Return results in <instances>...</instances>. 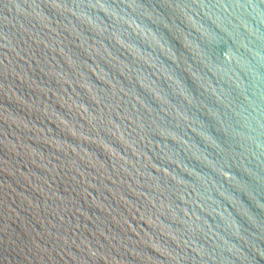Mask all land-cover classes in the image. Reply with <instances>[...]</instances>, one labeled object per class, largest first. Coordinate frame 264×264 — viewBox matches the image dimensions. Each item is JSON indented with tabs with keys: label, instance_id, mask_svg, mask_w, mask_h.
Returning <instances> with one entry per match:
<instances>
[{
	"label": "water",
	"instance_id": "1",
	"mask_svg": "<svg viewBox=\"0 0 264 264\" xmlns=\"http://www.w3.org/2000/svg\"><path fill=\"white\" fill-rule=\"evenodd\" d=\"M0 264H264V0H0Z\"/></svg>",
	"mask_w": 264,
	"mask_h": 264
}]
</instances>
